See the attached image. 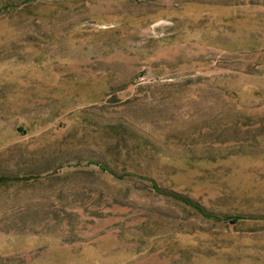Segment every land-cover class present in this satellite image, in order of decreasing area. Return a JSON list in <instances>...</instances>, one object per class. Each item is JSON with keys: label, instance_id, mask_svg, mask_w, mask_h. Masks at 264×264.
Segmentation results:
<instances>
[{"label": "rangeland", "instance_id": "374dc122", "mask_svg": "<svg viewBox=\"0 0 264 264\" xmlns=\"http://www.w3.org/2000/svg\"><path fill=\"white\" fill-rule=\"evenodd\" d=\"M1 176L0 264H264V0H0Z\"/></svg>", "mask_w": 264, "mask_h": 264}, {"label": "trees", "instance_id": "16d2710c", "mask_svg": "<svg viewBox=\"0 0 264 264\" xmlns=\"http://www.w3.org/2000/svg\"><path fill=\"white\" fill-rule=\"evenodd\" d=\"M101 167H103L102 165H100ZM28 179L27 177H18V176H1L0 178V184H7L10 183L12 181V183L14 182H19V181H24Z\"/></svg>", "mask_w": 264, "mask_h": 264}]
</instances>
